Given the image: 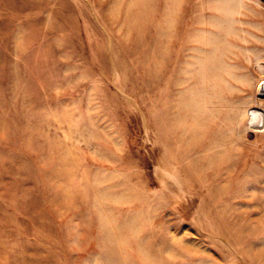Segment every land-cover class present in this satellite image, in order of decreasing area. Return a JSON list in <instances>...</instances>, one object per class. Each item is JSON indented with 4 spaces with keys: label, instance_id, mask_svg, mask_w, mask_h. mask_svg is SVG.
Returning <instances> with one entry per match:
<instances>
[{
    "label": "rangeland",
    "instance_id": "1",
    "mask_svg": "<svg viewBox=\"0 0 264 264\" xmlns=\"http://www.w3.org/2000/svg\"><path fill=\"white\" fill-rule=\"evenodd\" d=\"M0 264H264V0H0Z\"/></svg>",
    "mask_w": 264,
    "mask_h": 264
},
{
    "label": "bare ground",
    "instance_id": "2",
    "mask_svg": "<svg viewBox=\"0 0 264 264\" xmlns=\"http://www.w3.org/2000/svg\"><path fill=\"white\" fill-rule=\"evenodd\" d=\"M244 4V3H243ZM222 28H223V33H224V36H223V43H222V53H223V55H224V57H223V59L225 58V11H224V23H223V25H222ZM218 48H220V47H218ZM221 49V48H220ZM221 62L222 61H220V60H217L215 63V66H217V67H219V69L221 68V70L223 71V72H221V74H225V64H224V66L221 64ZM224 63V62H223ZM214 70L213 69H211V68H209V72L211 73V74H213V75H215V74H217V73H215V72H213ZM231 109L229 110V112H228V116L227 117H225L226 118V120L229 122V124L230 123H233V125L234 124H237V122L239 121V119L241 118V111H239V109L237 108V107H234V106H231L230 107ZM227 140H229L228 138L227 139H225V141L227 142ZM229 148H230V146L227 148V153H226V155H225V157L227 158L228 157V153H230V150H229ZM215 159V158H214ZM223 159H224V157H223ZM211 160V159H210ZM213 160V159H212ZM217 160H220V159H216V161ZM210 164H212V163H210ZM237 167V165H234V166H229L228 167V170L227 171H238V169L236 168ZM237 169V170H236ZM243 169H241V171H242ZM135 233V232H134ZM137 233V232H136ZM214 238V237H213ZM224 242V241H223Z\"/></svg>",
    "mask_w": 264,
    "mask_h": 264
}]
</instances>
